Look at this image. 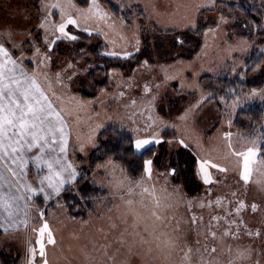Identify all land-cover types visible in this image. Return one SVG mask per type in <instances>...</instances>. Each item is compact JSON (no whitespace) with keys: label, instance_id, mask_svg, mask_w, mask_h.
Listing matches in <instances>:
<instances>
[{"label":"snow or ice","instance_id":"6c2138e0","mask_svg":"<svg viewBox=\"0 0 264 264\" xmlns=\"http://www.w3.org/2000/svg\"><path fill=\"white\" fill-rule=\"evenodd\" d=\"M219 2L220 0H202L190 10H187L189 6L185 4L169 5L168 21L163 30L170 33L171 48L175 50L172 64L169 65L174 70L170 72L161 68L162 79L159 76H155L153 80L146 78L140 96L131 99V106L140 109L138 114L144 118L142 125L133 120L136 124L133 131L137 135L132 140V146L136 153L146 158L142 159V174L139 179L123 176L109 180L113 198L122 203L120 215L115 220L110 217L108 223L111 231L118 232L117 238L99 245L104 264H117V257L109 254V248L115 246V252H119L120 247L128 244L131 251L135 243H155L162 255L166 253V259L178 257L175 264H264V247L258 250L251 244L234 246L228 243L244 237L264 242V181L259 182L261 199H246L254 172L258 168H264V155H261L264 147L252 141L238 149L231 142L232 133L223 132L226 150L219 156L196 154L193 161L195 175L204 185L209 186L206 189L208 196L212 194L211 186L221 182L219 174H223L225 179L231 174L237 187L231 190L233 199L218 196L214 201L187 202L190 230L181 227L182 218H178L174 212L183 201L178 190L174 188L167 196L161 197L156 184L149 183L153 180L157 158L153 149L164 142V133L169 127L177 129V124L165 119L163 115L161 90L163 89V97L169 95V88L177 96H183L186 88L198 87L195 80L197 74L193 71L191 78L189 77L192 65L183 63L182 53L188 42L187 33H200L205 28L207 21L202 24L199 19L203 14L201 10L216 11ZM127 7L131 10L134 5L129 4ZM182 8L187 11L181 15ZM36 10L38 15L25 17V23L0 29V236L4 239L14 238L16 232L27 228L30 215H35L41 226L34 244H30L26 250L25 264H49L46 245L55 246L56 237L46 219L47 206L55 200L58 207H67L61 203L66 199L65 193L73 194L74 200L89 198L77 187L86 176L72 157L77 153L81 157L86 156L89 146L96 147L95 135L101 127L97 125L90 129L86 137L82 138L79 132L74 136L73 123L68 117L72 114L73 106L86 109L93 103L78 98L76 89L77 86H94L91 81L85 84L90 72L84 69V65L91 66L95 62L84 59L89 53L81 46L77 55L83 60V64L80 60L71 58L57 65L55 48L59 43L75 44L81 39V32L91 37L92 31L88 26L82 27V22H106L109 13L103 8L101 0H88L86 7L80 6L75 0H36ZM150 22L157 31L162 30L159 15L157 20L150 19ZM227 23L228 19L221 14L215 22V28H206L203 35L207 38L209 33H215L221 29V25ZM256 24L258 28L261 26L259 21ZM96 31L99 33V28ZM133 38L135 43L131 48L107 50L102 55L123 60L136 59L141 41L135 36ZM250 46L248 41L239 40L236 44L229 45V48L232 51H244ZM139 63L138 60L137 64ZM143 67L147 70L153 66L144 60ZM240 68L239 74L243 78L245 71L264 72V62L251 66L241 65ZM236 70L237 65L234 64L232 71L235 73ZM118 71L120 74L117 86L126 85L131 88L135 69L133 75L127 78L122 70L115 67L110 71L105 69L104 74L114 79ZM229 91L232 93L231 104H228L224 96L220 97V102L231 109V112L226 113L231 116L238 107H242V95L236 94L234 89ZM100 92L102 95L108 94L104 89H100ZM124 95V91L119 92V96ZM243 95L249 99L259 96L264 101V88H253L250 93ZM212 98L211 95L201 93V98L195 104L178 112L177 120L185 124L195 120L196 113ZM125 107L129 105L126 104ZM135 115L137 113L133 112V116ZM231 124L232 120L229 119V127ZM167 143L191 150L182 136L168 140ZM96 167L106 170L111 167L113 172L116 171L115 163L111 160L97 164ZM177 171L176 165L165 166V173L160 174L165 181L160 191L168 192V177L176 176ZM137 189L140 191L137 192ZM213 204L221 211L211 215L207 223L204 222L203 215L193 211L195 207L203 209L213 207ZM39 205L45 207L41 208ZM72 206L75 207V204ZM169 210H173L171 214ZM245 214L254 219L259 214L260 226L250 225ZM149 218L151 225L147 223ZM121 225L125 227L121 229ZM100 231L103 232V228ZM191 233H195V246L190 240ZM129 237L132 238L131 243ZM104 239L108 240L107 234ZM93 247L97 245L94 243ZM218 248L221 251L227 249V261L219 258ZM119 264H128V261L122 260Z\"/></svg>","mask_w":264,"mask_h":264},{"label":"rangeland","instance_id":"374dc122","mask_svg":"<svg viewBox=\"0 0 264 264\" xmlns=\"http://www.w3.org/2000/svg\"><path fill=\"white\" fill-rule=\"evenodd\" d=\"M111 1L114 7L120 12L122 11L123 14L125 12L128 13L129 9L127 6L129 4H139L143 7L146 17L150 18L152 21L157 20V16L159 15V26L163 32H166L163 28L164 24L168 21L167 13L169 11V5H176L178 3L185 4L189 6V9L187 10H190L194 8L196 4L202 2V0ZM222 1L227 6V1ZM249 1L252 9L256 13L254 15V22L251 24L254 37L251 39L247 36L245 37L232 28L233 23H235L234 17H232V19L228 17V13L224 12V5L217 7L216 11H206L205 15L202 17L199 16L202 24H205V21H207L206 24L209 22L215 23L221 14L228 19V23L221 25V29L217 30L215 33H209L207 38L203 35L202 44L197 56L192 60H183L185 65L191 63L192 68L189 69V77L191 78V73L193 71L196 72L197 75L195 80L198 87L186 88L183 96H177L172 92V89L169 88V95L163 97V89L161 90V109L163 115L165 119L174 121L177 124L176 130L171 127L166 130L164 133L166 139L164 140L168 141L181 136L184 137L191 146V150H188L195 158L191 157L192 170H189L187 165L180 163L184 160H182L177 154L183 149V147L174 144L170 145L166 141L165 147H167V152L163 155L159 149L153 171V180L149 183L154 182L156 184V188L161 197L167 196L174 188L178 190L180 196L183 197V201L177 205L174 212L178 218H182L181 227L186 230L191 229V225L188 222L189 213L186 211L187 202L191 201L196 203L197 201H214L218 196L233 199L231 197V190L237 187L235 179L231 174L227 176V179L224 178L223 174H219L221 182L211 186L212 194L211 196H208L206 189L209 186L204 185L201 179L195 175V165L193 161L196 159V154L198 153L201 156H219L226 150V141L222 136L223 132L232 133L231 142L234 147L238 149L250 144L252 141H255L259 146L264 147V119L253 135L250 134V132L240 133L233 126L236 115L242 108L254 103L263 102L259 96L249 99L243 94H248L251 90L243 94L241 93L242 107H238L231 116H228L226 113L231 112V109L220 102V97L224 96L228 101V104H231L232 99H230V97L232 96V93H229L230 97H228L227 93H224L223 87H221V91L216 93L217 98H214L213 94L204 92L200 86V79L207 75L222 78L229 77L231 79L238 75L240 76V66L246 65L245 58L251 56L254 50L259 52V55L263 57L261 62H264V52H262V49H264V43H261V41H264L261 40L262 38L264 39V34L259 31V28L264 30V0ZM103 8L109 13V18L106 22L88 21L86 24L85 22H82L81 26H88L93 34L100 36L103 42L107 45V50H118L124 47L131 48L135 43V39L133 38L135 36L141 41L140 52L137 53V55L142 54L144 50V37L142 34L143 26L140 22L138 11L134 9L132 10V15L129 16L132 24H128L125 21V16V18L122 17L123 20L121 17L117 19L112 16L106 6L103 5ZM187 10L182 8L180 14H184ZM203 11L204 10L202 9L201 12ZM36 15H38L36 10V0H0V29H3L8 25L23 24L26 22L25 17H35ZM150 19H148L149 23L154 26V24L150 22ZM257 21H259L261 25L259 28L256 24ZM97 28L100 30L99 33L96 31ZM146 28H148L147 25ZM256 34L261 35V37H256ZM228 37H231V39L229 40ZM98 39L99 38L97 37L95 38L96 43L98 42ZM239 40H246L251 46L247 47L244 51L230 50L229 45H234ZM67 47H70L71 52L73 53L74 44L59 43L55 48L57 65L65 60L74 58L72 53H62L61 49ZM172 54L175 55V51L172 52ZM144 60H147L153 67L146 70L143 67ZM80 63L83 64V60H81ZM171 64L172 61L168 62L164 58H159L157 53L150 50L148 55H146V58L143 59L141 64L135 69L134 75L133 69L131 68H129L124 74L125 78L133 75L131 88L126 85L117 86L120 74L117 72L116 78L111 79L112 87L109 90H105L108 93L107 95H102L100 93L97 96L99 99L96 97L93 100H89L93 101V103H91L86 109H79L73 106L72 114L68 118L73 123L74 136L76 132H79L83 138L89 134L90 129L95 128L97 125H101V127L95 135L96 147L89 146L88 154L86 156L81 157L79 153H77L72 159L77 163V166L81 171L82 168L88 169L93 185L106 191L107 194L106 197L96 200L98 202L96 212L90 214L86 222L70 219L67 215L68 210L66 207L57 206V211H52L48 214L47 221L56 237L55 246L46 245L49 264H104L102 250L99 249V245L109 241H115L117 238L118 232L111 231L108 228V223L110 217L115 220L120 215L122 203L119 199L113 198L112 190L109 187V180L112 177L120 178L123 176H129L114 161L113 162L116 166V171L114 172L111 167L107 170L104 168L98 169L97 167L91 169L89 166V157L91 152L98 146L99 133L108 126L119 127L120 130L131 133L135 138L137 133L133 131L136 127L133 120L142 125L144 118L138 114L140 109L131 106V99H136L140 96L146 78L148 80H153L155 76H159L162 79L163 72L161 71V68L168 69L170 72L173 71L174 68H169V65ZM234 64L237 65L235 73L232 71ZM92 67L93 65H84V69L86 70H89V68ZM257 72L259 71H254V73ZM245 73L246 71L244 74ZM261 88H264V86H261L258 89ZM78 90L79 88L77 86L76 95L78 98H81L77 94ZM121 91H124L125 93L123 97L119 96V92ZM188 93H191L193 96ZM201 93L204 95H211L213 98L203 104L200 111L196 113V119L190 120L187 124L177 120L178 112L188 107L190 104H195L201 98ZM126 104L129 105V107H125ZM133 112H136L137 115L133 116ZM229 119L232 120L230 127L228 125ZM140 134L142 135L143 133ZM73 143H75V139H73ZM261 155H264V153H261ZM169 164L176 165L178 171L176 176L168 177V192H162L160 189L164 187L165 181L164 176L160 174L165 173V166ZM82 173L86 176L84 171H82ZM93 181H95V183ZM260 181H264V168H258L253 174L252 182L248 186V194L246 197L248 201L254 199L259 201L261 199ZM187 187H189L190 191L187 190ZM136 191L139 192L140 190L137 189ZM241 197L243 198V189H241ZM51 202H55V200ZM169 211L171 214L173 210ZM193 211L198 215H203L204 222L207 223L211 215L220 213L221 210L213 204V207H205L203 209L195 207ZM258 217L259 214L255 219L248 214H245V219L248 220L249 224L256 227L260 226ZM147 223L151 225L152 221L150 218ZM40 226L41 222L39 219L35 215H30L27 228H22L20 231L16 232L14 238L4 239L0 236V248L3 250V253H5V255L11 260L16 257H22L21 264H25L26 250L29 245L34 244L37 239ZM124 227V225H121V229ZM101 228H103V232L100 231ZM33 229H36L37 231H33ZM129 231H131V229H129ZM105 234H107L108 237L107 241L104 239ZM190 240L193 241V246H195V233L190 234ZM131 242L132 238L129 237V243ZM94 243L97 245L95 248L93 247ZM228 243H231L234 246L236 244H251L258 250L264 247V242L261 240L251 241L248 237H244L239 241L230 240ZM85 253H87V256ZM109 254L116 255L117 264L122 260H127L128 264H175V261L178 260L177 256L168 257L166 259V253L165 255H162L156 248L155 243L151 245L135 243L132 245L131 251H129L128 244H125L120 247L119 252H115V246H113L109 248ZM217 254L219 258L224 261H227L229 258V253L226 248L223 251L218 248ZM39 259V255H37V260Z\"/></svg>","mask_w":264,"mask_h":264},{"label":"trees","instance_id":"16d2710c","mask_svg":"<svg viewBox=\"0 0 264 264\" xmlns=\"http://www.w3.org/2000/svg\"><path fill=\"white\" fill-rule=\"evenodd\" d=\"M227 6L222 0L218 3L217 7L224 5L228 17L232 19L234 17V22L232 28L237 30L239 34L247 36L250 39L254 37L253 29L251 24L254 22L255 11L252 9L249 0H226ZM225 1V2H226ZM82 7H86L88 0H75ZM102 5L106 6L113 17L115 18H125V21L128 24H132V21L129 19V16L132 15V10H137L139 14V19L142 24V34L144 37V50L142 54L137 55L136 59L133 60H123L116 59L111 57H105L102 55L104 51H107V45L103 42L100 36L92 34L91 37L87 33L81 32V39L74 44L73 53L71 52L70 47L61 49L62 53H72L74 58L80 60L77 55L81 46L88 51V55L84 59L91 62H95L92 68H89L90 74L85 79V84L89 81L94 85L93 87L78 86L79 90L77 94L85 101L95 99L101 92L100 89L109 90L112 87L111 79L104 74V70L108 69L109 71L115 67L118 70H122L123 74L127 72L129 68L136 69L143 59L146 58L148 52L153 51L157 53L159 58H164L166 61H172L174 56L170 44V33L157 31L156 27L149 23L148 18L144 14L143 7L139 4H134V7L128 11V13H122L116 9L111 0H101ZM206 11H203L201 17L205 15ZM229 19V20H230ZM146 25L148 28H146ZM215 23L209 22L205 25V28L201 30L200 33L193 34L191 32L187 33L188 42L182 53V60H192L197 56L200 51V47L203 39V31L206 28H214ZM151 30V31H150ZM259 31L263 32L264 30L259 28ZM155 33V34H154ZM256 37H261V35L256 34ZM99 38L96 43L95 38ZM261 40H264L263 38ZM89 44V45H88ZM140 61L137 64V61ZM263 57L259 55L257 50H254L251 56L245 58V64L251 66L255 63L261 62ZM81 61V60H80ZM119 72V71H118ZM236 76L233 79L229 77H213V76H204L200 79V86L204 92L213 94L214 98H217L216 93L221 91L223 87L224 93H227L230 97L231 93L229 90L234 89L236 94H243L247 91H250L253 88H260L264 86V72L259 71L254 73V71H246L243 75ZM226 95V94H225ZM193 96V95H191ZM232 99V96L230 97ZM264 119V101L254 103L252 105L242 108L236 115L233 126L240 133H249L255 134L257 128L260 126V123ZM134 136L124 130H120L116 126H108L103 129L98 135V146L95 150L91 152L89 157V166L90 168H96L97 164L107 163L109 160L117 163L125 173L132 179L137 180L140 178L141 172V162L142 159L146 158L139 153H136L135 149L132 146V140ZM166 139V138H165ZM167 140L160 145H157L153 151L158 153L159 149L163 155L167 152V147L165 143ZM180 158L184 161L180 162L181 164L187 165L189 170H192V158H195L192 153L187 149H181L177 153ZM192 157V158H191ZM175 162V161H174ZM183 164V165H184ZM191 166V167H190ZM82 171L86 173V179L81 180L77 185L84 193L88 195L86 200H74L73 194L65 193L66 199L61 201V203L66 204V209L68 210V216L72 220H77L81 222H86L90 214L96 212L97 201L99 198L106 197L107 192L101 190V188L96 187L92 183V179L89 175V171L86 168H82ZM189 190V187H187ZM75 204V207L72 205ZM39 207L44 208V205H39ZM57 211V204L55 202H50L47 206L46 219L50 212ZM0 259L2 264H21L22 257H16L11 260L8 256L3 253V250L0 248Z\"/></svg>","mask_w":264,"mask_h":264},{"label":"crops","instance_id":"0c3cea01","mask_svg":"<svg viewBox=\"0 0 264 264\" xmlns=\"http://www.w3.org/2000/svg\"><path fill=\"white\" fill-rule=\"evenodd\" d=\"M0 264H2V261H1V259H0Z\"/></svg>","mask_w":264,"mask_h":264}]
</instances>
